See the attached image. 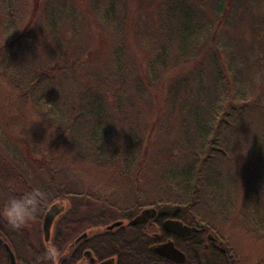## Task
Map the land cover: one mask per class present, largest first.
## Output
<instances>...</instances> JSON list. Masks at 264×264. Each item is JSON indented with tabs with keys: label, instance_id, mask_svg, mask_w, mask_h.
I'll list each match as a JSON object with an SVG mask.
<instances>
[{
	"label": "trees",
	"instance_id": "trees-1",
	"mask_svg": "<svg viewBox=\"0 0 264 264\" xmlns=\"http://www.w3.org/2000/svg\"><path fill=\"white\" fill-rule=\"evenodd\" d=\"M12 1L0 0V206L39 190L40 220L87 195L63 179L81 164L113 192L97 200L107 209L203 223L197 240L224 252H197L196 264H247L225 232L264 250V0H163L148 13L46 0L27 20Z\"/></svg>",
	"mask_w": 264,
	"mask_h": 264
},
{
	"label": "flooded vegetation",
	"instance_id": "flooded-vegetation-1",
	"mask_svg": "<svg viewBox=\"0 0 264 264\" xmlns=\"http://www.w3.org/2000/svg\"><path fill=\"white\" fill-rule=\"evenodd\" d=\"M51 206L40 220L20 229L12 228L0 217V264H50L44 260L49 245L62 251L70 245L69 254L61 257L59 264H196L197 252H224L213 245L216 241L197 240L204 229L198 227V222L191 225L164 219L156 208L144 214L150 208L135 212L96 204L75 208L65 205L47 233L44 222ZM170 220L198 230L182 236L167 228ZM175 251L181 252L185 260L172 257Z\"/></svg>",
	"mask_w": 264,
	"mask_h": 264
},
{
	"label": "rangeland",
	"instance_id": "rangeland-1",
	"mask_svg": "<svg viewBox=\"0 0 264 264\" xmlns=\"http://www.w3.org/2000/svg\"><path fill=\"white\" fill-rule=\"evenodd\" d=\"M45 1L46 0H14L12 1V3L19 5V9H21L20 12L24 15L22 18L24 20H27L29 15L34 16V18H36L42 14ZM244 1L246 0H236V2L238 3H243ZM10 2L6 4H10ZM161 2H163V0H130V3L133 5V9L135 11L144 12V13L153 11L157 7V5L160 4ZM15 4H13L14 8L16 7ZM80 5H81V9L85 10L86 1L80 0ZM13 6L5 5V17H7L8 11L12 9ZM263 11H264L263 9L259 10L257 12L258 15H261ZM236 15L237 14H235L234 16ZM235 19L240 21L239 16H237ZM240 23L236 24V26L239 28L235 27L234 32L244 33L245 35H248L250 33L248 26H246L244 23H241V24ZM10 34L11 33L9 32L5 36L8 37L10 36ZM92 37L95 39V45L98 48L100 49L105 48L107 44L104 42L102 35L96 29L93 30V28H92ZM130 50H132L133 56L136 55L137 60L136 59L135 60L137 61L138 64L143 65L144 63H146V59L144 57L142 48L139 47V45L134 43L131 46ZM157 92L158 94H161L163 92L162 84L158 86ZM154 105H155V114H157L161 107V101L154 102ZM1 116L3 119L5 118L3 117V115ZM43 130L44 132H43V135L41 136V139L42 138L44 139L47 134L46 132L47 129L44 128ZM1 154L3 156L5 155V153H1ZM20 159L22 160L23 163H25V165L29 164V162L26 160L27 159L26 157L21 156ZM63 179L65 180V182L70 183V185L72 186L78 184L81 187V189L84 188L85 190H87L86 191L88 192L87 195H89V196L84 195L81 198L79 197V198H74V199L67 198L66 202L64 203L65 205H72L75 208L76 206H87L88 207V206H94V204H96L97 206L100 205L102 208L103 207L108 208L106 206L101 205V203H99V201L97 200L100 198V196H104L106 194L109 196L113 192L108 188L105 182V179L102 177V175H100L98 172H96L91 167H88L86 165H81V164H75L73 169L68 170L67 168L66 173L63 175ZM62 204L63 202H61V205ZM127 209L128 208L122 209V210L124 211ZM225 233L229 238H231V241H230L231 244L234 246V249L236 250L237 254L240 256V258L242 259L244 263L252 264L256 260H258V258L264 257V250L262 249V247L259 245L257 241H254L251 238L241 233H236V232H233V233L225 232ZM210 236L213 237L211 234ZM206 259H210L208 254L206 256Z\"/></svg>",
	"mask_w": 264,
	"mask_h": 264
},
{
	"label": "clouds",
	"instance_id": "clouds-1",
	"mask_svg": "<svg viewBox=\"0 0 264 264\" xmlns=\"http://www.w3.org/2000/svg\"><path fill=\"white\" fill-rule=\"evenodd\" d=\"M50 127L47 131V137L51 134ZM44 194L39 190L26 192L19 198L13 197L3 206H0V217L14 229H20L33 221L39 211ZM70 252V245L63 251L53 245L46 249L44 260L50 264H59L60 258L65 257Z\"/></svg>",
	"mask_w": 264,
	"mask_h": 264
},
{
	"label": "water",
	"instance_id": "water-1",
	"mask_svg": "<svg viewBox=\"0 0 264 264\" xmlns=\"http://www.w3.org/2000/svg\"><path fill=\"white\" fill-rule=\"evenodd\" d=\"M63 204L61 205V202H58V203H55L53 204L50 209L48 210L46 216H45V222H44V228H45V231L47 233H50L51 231V227L53 225V222L54 220L57 218V216H59L64 208H65V201H62ZM155 209L154 208H150V209H147L145 210L144 214H147V213H150V212H154ZM198 227L199 228H203L204 227V224L203 223H197ZM167 228H169L171 231L177 233V234H180L182 236H185L187 234H189L191 231H197L198 229L197 228H189V227H186L183 222L181 221H173V220H170L167 222L166 224ZM166 254H170V253H166ZM173 256L172 257H177L180 261H184L185 260V256L181 253V252H178V251H175L172 253Z\"/></svg>",
	"mask_w": 264,
	"mask_h": 264
}]
</instances>
